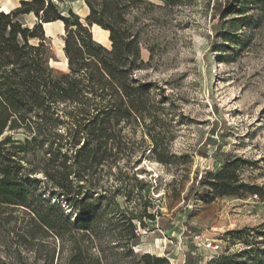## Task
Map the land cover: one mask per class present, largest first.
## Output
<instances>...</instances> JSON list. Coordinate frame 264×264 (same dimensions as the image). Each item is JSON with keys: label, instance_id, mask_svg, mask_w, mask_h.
Instances as JSON below:
<instances>
[{"label": "rangeland", "instance_id": "obj_1", "mask_svg": "<svg viewBox=\"0 0 264 264\" xmlns=\"http://www.w3.org/2000/svg\"><path fill=\"white\" fill-rule=\"evenodd\" d=\"M220 2L223 12L218 15L215 0H188L179 7L137 1L128 17L141 36L147 65L135 77L152 85L150 115L113 122L118 135L114 143L120 145L113 150L116 156L86 179L99 192L118 187L120 181L136 194L143 187V198L130 200L120 193L116 202L125 211L139 206L140 212L146 206L154 219L135 221L132 253L116 245L120 230L111 231L105 219L98 220L91 243L86 242L85 264H146V254L169 264H209L212 257L211 264H264V11L253 0ZM84 4L64 0L60 6L66 14L72 8L84 20L89 14ZM22 20L30 26L37 21L34 15ZM61 26H46L53 52L50 65L68 72L59 50L64 48ZM104 46L111 48L110 39ZM14 138L23 140L25 135ZM108 141L113 148V140ZM222 153L248 163L242 179L258 186L262 195L221 197L199 186L204 172L220 170ZM37 156L39 163L43 153ZM32 177L39 180L35 192L42 207L50 210L59 203L57 211L72 219L78 215L45 175ZM25 217L23 209L0 206V264H68L74 244L69 247L51 232L33 228L36 239L30 251L18 242L17 228ZM236 231L244 234L229 235ZM72 235L86 241L89 234ZM199 238L218 241L221 251L211 256Z\"/></svg>", "mask_w": 264, "mask_h": 264}, {"label": "trees", "instance_id": "obj_2", "mask_svg": "<svg viewBox=\"0 0 264 264\" xmlns=\"http://www.w3.org/2000/svg\"><path fill=\"white\" fill-rule=\"evenodd\" d=\"M82 1L89 9L84 20L72 8L66 14L60 6L64 0H21L9 13H0V206L24 210L17 240L27 250L34 247L29 248L36 239L33 228L51 232L69 247L74 244L68 264H85L89 255L86 242L91 243L98 220L105 219L111 231L120 230L116 245L132 253L135 221L154 219L146 206L140 212L139 206L125 211L116 202L120 193L130 200L143 198V187L136 194L134 187L118 179V187L99 192L93 180L86 179L97 174L107 158L116 156L113 150L120 145L114 143L118 135L112 123L150 115L152 85L135 77L147 65L141 55V36L128 20L137 1L144 0ZM160 1L173 7L188 2ZM220 1L215 0L218 15L223 12ZM253 1L264 11V0ZM31 15L37 21L30 26L22 18ZM56 22L64 25L62 52L68 72L50 65L53 52L44 25ZM92 27L108 32L111 48L95 40ZM63 126L68 128L62 133ZM17 133L25 138L15 139ZM108 140H113V148L108 147ZM39 151L43 156L37 163ZM223 155L220 170L204 172L199 186L209 187L221 197L262 195L258 186L242 179L243 166L248 163ZM37 173L61 189L78 211L75 218L57 211L59 203L51 204L50 210L40 205L41 196L35 192L39 180L32 177ZM106 200L109 203L104 206ZM75 231L90 236L86 241L77 239L72 235ZM240 234L244 232L229 235ZM143 259L146 264H169L165 258L148 254ZM212 259L209 264L214 263L215 257Z\"/></svg>", "mask_w": 264, "mask_h": 264}, {"label": "bare ground", "instance_id": "obj_3", "mask_svg": "<svg viewBox=\"0 0 264 264\" xmlns=\"http://www.w3.org/2000/svg\"><path fill=\"white\" fill-rule=\"evenodd\" d=\"M2 12H3V13H9L10 10H9V8H8L7 6H4L3 9H2ZM52 24H55V23H52ZM52 24H46V25H44V29H45V31H46V26H48V25H52ZM60 24L64 27V25H63L62 22H60ZM94 33H95V34H94L95 39H96L98 42H100L101 44H104V45H105L106 42L109 43V42H108V36H109L108 32L103 31V30H101V29H99V28H97V29L95 30V28H94ZM49 37H50V36H49ZM62 43H63V42H62ZM62 47H63V44H62ZM59 50L62 51V48H60Z\"/></svg>", "mask_w": 264, "mask_h": 264}, {"label": "built area", "instance_id": "obj_4", "mask_svg": "<svg viewBox=\"0 0 264 264\" xmlns=\"http://www.w3.org/2000/svg\"><path fill=\"white\" fill-rule=\"evenodd\" d=\"M199 243L212 254L211 256H217L218 253L221 251V245L218 241L203 240L202 238H199Z\"/></svg>", "mask_w": 264, "mask_h": 264}, {"label": "crops", "instance_id": "obj_5", "mask_svg": "<svg viewBox=\"0 0 264 264\" xmlns=\"http://www.w3.org/2000/svg\"><path fill=\"white\" fill-rule=\"evenodd\" d=\"M21 0H12L11 2H9L8 0H0V12H2V9L4 6H7L10 8V11H12L13 9H15L16 7L19 6ZM83 2V1H82ZM84 4V2H83ZM85 6V4H84ZM74 11V10H73ZM75 12V11H74ZM76 13V12H75ZM58 24V22H56ZM60 23V22H59ZM62 28H64L63 26H61Z\"/></svg>", "mask_w": 264, "mask_h": 264}, {"label": "water", "instance_id": "obj_6", "mask_svg": "<svg viewBox=\"0 0 264 264\" xmlns=\"http://www.w3.org/2000/svg\"><path fill=\"white\" fill-rule=\"evenodd\" d=\"M77 15L79 16V14H77ZM93 29H94V27L91 28V32H92V34H93Z\"/></svg>", "mask_w": 264, "mask_h": 264}]
</instances>
